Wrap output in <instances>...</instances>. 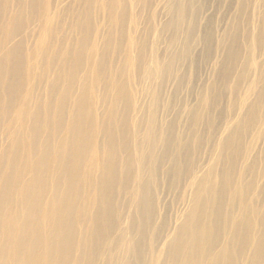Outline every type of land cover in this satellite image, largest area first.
Here are the masks:
<instances>
[{
	"label": "bare ground",
	"instance_id": "1",
	"mask_svg": "<svg viewBox=\"0 0 264 264\" xmlns=\"http://www.w3.org/2000/svg\"><path fill=\"white\" fill-rule=\"evenodd\" d=\"M0 264H264V0H0Z\"/></svg>",
	"mask_w": 264,
	"mask_h": 264
},
{
	"label": "rangeland",
	"instance_id": "2",
	"mask_svg": "<svg viewBox=\"0 0 264 264\" xmlns=\"http://www.w3.org/2000/svg\"><path fill=\"white\" fill-rule=\"evenodd\" d=\"M194 58L197 59L198 62V75L201 78V82H206L208 81L210 78L213 77V65H214V61L216 59L221 60L222 59V54L220 55H194ZM199 87L202 88L203 85H198ZM198 86H196L195 88V92L193 91H189L188 90H184L181 94H180V98H186L188 101H186L185 103H183L184 105H187L188 107H196L200 100H201V89H198ZM222 86V85H221ZM188 88H193V84H189ZM224 88V87H223ZM222 88V89H223ZM226 96L228 98L232 99V93L229 94L228 90H224ZM178 94V95H179ZM178 95L175 94L174 89L168 90L165 95L163 96V100L162 103H164L165 105H170L172 107V110L174 111L176 108H178L180 106V100L177 99ZM224 106V105H223ZM175 206V205H174Z\"/></svg>",
	"mask_w": 264,
	"mask_h": 264
}]
</instances>
